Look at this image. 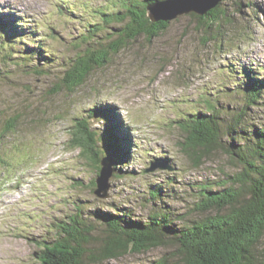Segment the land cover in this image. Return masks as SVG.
<instances>
[{"label": "rangeland", "instance_id": "obj_1", "mask_svg": "<svg viewBox=\"0 0 264 264\" xmlns=\"http://www.w3.org/2000/svg\"><path fill=\"white\" fill-rule=\"evenodd\" d=\"M119 1L0 0V19L8 24L0 27V264H39L56 224L70 216L98 230L99 217L110 214L144 221L168 212L175 226L188 223L196 187L216 188L223 172H231L220 153L195 168L177 147V121L204 110L196 101L200 94L223 115L235 114L244 102L235 91L239 84L264 80V0H223L219 7L234 25L215 41H203L190 14L179 16L152 41L140 38L112 55L81 87L57 91L70 59L85 46L82 37L92 25L103 26V13L119 10ZM241 69L255 78L233 72ZM92 109L115 115L113 123L99 114L89 119L97 156L70 143L75 123ZM246 117L264 129V90ZM112 126L125 165L107 146ZM104 156L113 171L102 200L94 195L95 160ZM155 161L171 170L145 173ZM155 187L162 193L151 201L148 190ZM258 249L264 260V238ZM165 254L159 248L103 264H147Z\"/></svg>", "mask_w": 264, "mask_h": 264}, {"label": "trees", "instance_id": "obj_2", "mask_svg": "<svg viewBox=\"0 0 264 264\" xmlns=\"http://www.w3.org/2000/svg\"><path fill=\"white\" fill-rule=\"evenodd\" d=\"M157 1L161 0H120L119 10L103 13V26L92 25L82 37L85 46L70 59L57 91H74L129 44L140 38L150 42L164 33L169 22L152 23L146 12V6ZM219 5L202 17L190 14L205 42L223 37V29L234 25ZM0 27L7 28L8 24L0 19ZM102 30L107 32L96 38ZM233 72L242 78H255L251 71ZM255 79L235 89L244 100L237 113L223 115V108L200 94L196 101L204 110L186 112L177 121L182 134L177 147L195 168L218 153L231 168V172H223L216 188L209 183L196 187V200L188 208L193 220L175 226L168 212L151 213L144 221L131 220L126 213L110 214L99 217L98 230L83 218L70 216L56 224L55 238L39 252V264H103L159 248L167 254L147 264H264L258 249L264 238V129L246 117L264 90V80ZM97 114L108 123L115 119L110 109H92L86 119L77 120L70 140L82 153L95 156L97 135L90 130L89 119ZM115 130V126L106 130L107 146L117 162L125 165L127 154L119 149L118 139L113 137ZM97 163L95 160L99 170ZM161 193L156 187L149 189V199L156 201Z\"/></svg>", "mask_w": 264, "mask_h": 264}, {"label": "water", "instance_id": "obj_3", "mask_svg": "<svg viewBox=\"0 0 264 264\" xmlns=\"http://www.w3.org/2000/svg\"><path fill=\"white\" fill-rule=\"evenodd\" d=\"M223 0H161L150 3L146 6V12L152 23L170 22L179 16L194 14L205 16L209 11L217 7ZM112 159L104 156L99 161V170L95 178L94 195L102 200L109 196V180L112 176ZM171 170L167 163L155 161L145 170V173H152L155 170Z\"/></svg>", "mask_w": 264, "mask_h": 264}]
</instances>
